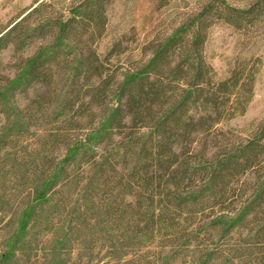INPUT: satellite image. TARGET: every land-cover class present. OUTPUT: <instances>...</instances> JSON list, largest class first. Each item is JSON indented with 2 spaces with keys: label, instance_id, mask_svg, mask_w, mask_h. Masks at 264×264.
<instances>
[{
  "label": "rangeland",
  "instance_id": "obj_1",
  "mask_svg": "<svg viewBox=\"0 0 264 264\" xmlns=\"http://www.w3.org/2000/svg\"><path fill=\"white\" fill-rule=\"evenodd\" d=\"M86 1L0 0V264H264V0Z\"/></svg>",
  "mask_w": 264,
  "mask_h": 264
},
{
  "label": "trees",
  "instance_id": "obj_2",
  "mask_svg": "<svg viewBox=\"0 0 264 264\" xmlns=\"http://www.w3.org/2000/svg\"><path fill=\"white\" fill-rule=\"evenodd\" d=\"M101 0H87L84 2L83 5H79V8H83L86 3H92V10L90 12H85L87 18L95 19L99 17V7L103 4L100 2ZM101 4V5H100ZM88 7V5H87ZM90 7V6H89ZM96 12V13H95ZM77 13L74 12V15L71 16L70 20L67 22L70 23L73 21V18L75 17ZM65 24V25H67ZM184 27H181L183 31V35L181 36L180 42H177L176 37L174 38L171 43L163 45L162 43L159 44L155 48L152 57L149 60V64H147L148 67L154 68L156 72H160L163 66L168 65L170 66V62L168 61V58L170 55H175L174 53L179 50L181 52V55L190 56V61H192L191 64V71L197 72V76L202 72V44L204 43L205 38V26L202 23V21H193L190 25L184 23ZM185 37V39H183ZM201 65L200 67L198 65ZM148 71L147 69H142L140 72L132 73L131 75H126V82L125 86L129 85L135 78L140 79L141 82L137 83L134 87L132 96L128 102L130 109L134 110L135 117L136 118H144L146 114H149L152 116L154 114V110L152 109V104L154 102H158L160 99L164 97V92L160 89L155 87L156 84L150 82L148 75L146 74ZM172 71H175L172 69ZM177 72V70L175 71ZM175 74V73H174ZM202 74V73H201ZM135 81V80H134ZM124 86V87H125ZM121 109L117 107L115 109L114 114L112 113V116L115 117L117 113H121ZM178 122V121H177ZM44 195V191L41 195V197Z\"/></svg>",
  "mask_w": 264,
  "mask_h": 264
}]
</instances>
